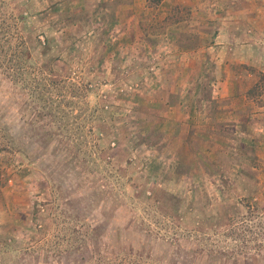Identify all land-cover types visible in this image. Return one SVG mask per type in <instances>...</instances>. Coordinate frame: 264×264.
Masks as SVG:
<instances>
[{
  "label": "rangeland",
  "instance_id": "obj_1",
  "mask_svg": "<svg viewBox=\"0 0 264 264\" xmlns=\"http://www.w3.org/2000/svg\"><path fill=\"white\" fill-rule=\"evenodd\" d=\"M153 1L146 0V6L163 0ZM210 1L191 6H219L215 17L223 20L220 6L264 10V0ZM127 4L130 0H0V45L6 50L0 56L17 59L12 72L18 86L2 79L0 88V264H190L191 258L167 238L189 240L186 245L207 251L238 248L232 228L248 216L245 205L264 194V28L242 29V36H235L254 43L233 51L239 56L232 70H248L241 80L253 102L248 112L256 115L238 128L233 122L220 127L231 138L255 142L224 147L227 155L216 159L217 168L210 157H166L156 150L163 144L158 131L163 126L152 132L145 104L160 96L154 90L164 79L161 60L169 48L161 42L164 46L152 52L141 45L147 40L140 35L136 43L141 44L130 49L128 39L120 38L118 49L111 45L116 29L136 15L115 13ZM170 6L172 14L163 24L153 20L162 14L148 12L138 13L136 24L163 36L162 29L180 22L185 44L200 40L205 45L206 36L218 31L200 29L189 0ZM214 52L226 54L222 48ZM252 53L262 58L252 62ZM19 57L26 66L20 67ZM206 81L210 88L200 101L227 99L220 98V78L207 75ZM14 91V99H22L17 104L10 96ZM43 109L52 117L39 116ZM48 120L53 141L38 124ZM198 161L206 168H194ZM132 220L133 231L141 226L155 240L152 258L134 255L125 237L128 228L117 235L116 227ZM165 250L172 251L171 263L161 261Z\"/></svg>",
  "mask_w": 264,
  "mask_h": 264
},
{
  "label": "crops",
  "instance_id": "obj_2",
  "mask_svg": "<svg viewBox=\"0 0 264 264\" xmlns=\"http://www.w3.org/2000/svg\"><path fill=\"white\" fill-rule=\"evenodd\" d=\"M184 1L186 0H163L159 6H146V0L138 2V5L134 0H130V4L118 6L115 10L116 14L127 13L131 16L135 13L136 15L133 16L132 22H128V26H124L121 30L116 29L119 34L112 38L113 35L110 42L112 46H117L118 49L120 38L128 39L129 43L127 42L125 46L129 48V46L141 44V41L136 43L137 36L140 35L142 39L147 40V42L143 40L145 42L141 45L150 48L152 52L153 48L164 46L161 42L168 45L169 50L163 53L159 75L164 79L161 86L154 90L160 96L158 99L153 100L154 102L145 104V122L149 124L150 129H153L152 132L156 131V125L163 126L158 130L159 142L163 144H161V148L156 150H159L160 155L166 157H210L211 161L209 162L220 168L221 163L216 159L227 155L228 148L225 149L224 147L234 142L240 145L244 142H255V140L244 136L237 135L236 138H231L230 135L223 133L220 127L233 122L232 125L238 128L242 120L256 115V113L248 112V108L253 105V102L249 99L247 88H243L246 85L241 80L242 76L246 77L248 70L245 69V66L241 68V72L232 70V66L237 64L234 59L239 56L233 51L234 47L236 48L240 44L246 46L250 44H245L248 41L254 43L251 38L241 39L235 35L242 36V29L264 28L262 18L264 10L249 6L248 8L220 6V15L225 16L223 20L222 16L215 17L216 7L219 8V6H191L198 5L199 2H197L198 0H189L190 6L187 7L191 14L197 18L200 29L206 30L212 27L218 30L212 35L206 36V38L204 36L206 39L205 45H201L200 40L199 42L196 40L195 44H192L193 42L185 44L186 42L182 41L185 36L180 30L181 26H177L180 22L176 23L174 21L173 25L162 29L163 36L160 33L153 34L148 28L142 31L140 26L136 24L138 23L137 14L143 12L153 13L152 17H155L158 13L162 14L163 17L150 19L155 21L158 19L163 24V21L169 20L172 14L173 6L170 5L183 3ZM191 1L194 3H191ZM234 14L237 16L233 19L227 17ZM226 21L228 22L226 23ZM226 28L234 29L235 32L227 33ZM141 32L142 34H139ZM208 39H211V41L208 42ZM221 48L226 51V54L220 55L214 52ZM240 57V62L245 64V54L240 52ZM260 58H262L260 53H252L249 60L254 62L259 61ZM231 61H233L232 65ZM212 69H214L213 72ZM207 75L220 78V98L227 97L225 101L218 98L209 105L200 101L202 92L204 93L207 87L210 88L209 81H206ZM251 81L253 83V79ZM182 93H186L185 97L181 95ZM236 133H239V131L237 130ZM151 136L153 135L147 137L151 138ZM150 148L154 149L152 143H150ZM206 165L205 162L200 165L198 161L193 167L206 168Z\"/></svg>",
  "mask_w": 264,
  "mask_h": 264
},
{
  "label": "trees",
  "instance_id": "obj_3",
  "mask_svg": "<svg viewBox=\"0 0 264 264\" xmlns=\"http://www.w3.org/2000/svg\"><path fill=\"white\" fill-rule=\"evenodd\" d=\"M161 1L162 0H154L153 3H159ZM31 30H33L32 27H31ZM23 43L25 44V42ZM47 45L48 44L45 42L43 45L44 49L47 48ZM22 47L27 49V47L24 45ZM0 51L6 52L5 46L0 45ZM42 52L45 53L44 50H42ZM20 58L21 57H19V60H18V64L20 62V67L26 66V62L20 60ZM15 62H17V59L13 57L7 60H3L0 56V88H3V84L1 83L2 79H6L10 83L9 85L10 87L13 85H16V80L12 72V70L15 69L14 68ZM16 95H17V92L15 91L10 94V96H12L14 100L13 102H16L17 104L19 101L21 102L22 99H19L18 97L16 98L17 100L14 99L13 96H16ZM23 100H26L25 96ZM10 101L12 100L10 99ZM11 113L12 112H10L9 115ZM38 114L41 117L45 116L46 118H49V117H52L53 112L43 109V110H40ZM38 124L40 127H43V130H44V133H46L45 136L47 137V139L53 141L54 139L51 136L52 134L51 131L53 129V122L48 120V123H44V124L38 123ZM61 148L63 150L65 149V146H61V145L57 146L56 144V149L61 150ZM263 200H264V194H262V196L258 198V201H254V203L248 202L245 205L249 209L248 216L240 220V222L234 225V227L232 228V231H231L232 239L239 242V244H236L238 245V248L236 249L233 248V249L223 250V251H218V252L217 251H207V250L197 249L194 246V242H193L194 248L192 246L190 247V245H186L190 243L189 240H185V239L182 240L180 238H176V239L167 238L165 240L166 242H168L169 244L173 246H178L179 250L184 251V255H187L186 259L191 258L190 264L191 262H193V264H196V261L193 259V257H202V259H204L205 261L211 260V264H264V201ZM233 221L234 219H232V222ZM131 224L132 225L134 224V220H132L130 224H127L123 227L117 226L116 227V230L118 229L117 235L119 236L122 234L123 228H126V229L128 228L127 235H125V237H127L126 239L127 244H129V246L133 248V250H136V252H134V255L143 256L144 254H146L148 258H152L151 255L155 254L154 252L155 240L151 239L150 234L148 232L142 233L141 226L138 229L133 228L134 229L133 231L132 228L130 227L132 226ZM116 247L120 251L124 249V247L121 246V241L117 242ZM171 253L172 251L165 250L164 254L166 255V257L164 258V260H161V261L171 263L170 260H172V258L171 259L169 258L171 256ZM198 254H201L203 256H199ZM248 256H250V258Z\"/></svg>",
  "mask_w": 264,
  "mask_h": 264
}]
</instances>
